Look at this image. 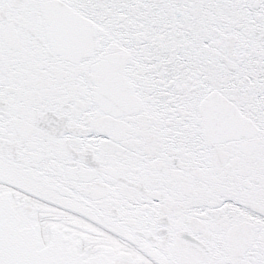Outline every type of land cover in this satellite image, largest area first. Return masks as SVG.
Here are the masks:
<instances>
[{"label":"snow or ice","instance_id":"snow-or-ice-1","mask_svg":"<svg viewBox=\"0 0 264 264\" xmlns=\"http://www.w3.org/2000/svg\"><path fill=\"white\" fill-rule=\"evenodd\" d=\"M0 264H264V0H0Z\"/></svg>","mask_w":264,"mask_h":264}]
</instances>
